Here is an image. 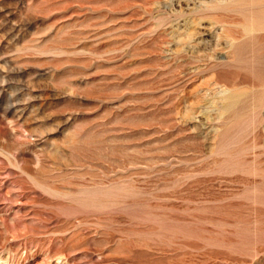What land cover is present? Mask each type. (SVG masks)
I'll use <instances>...</instances> for the list:
<instances>
[{"label":"rangeland","instance_id":"374dc122","mask_svg":"<svg viewBox=\"0 0 264 264\" xmlns=\"http://www.w3.org/2000/svg\"><path fill=\"white\" fill-rule=\"evenodd\" d=\"M0 264H264V0H0Z\"/></svg>","mask_w":264,"mask_h":264}]
</instances>
